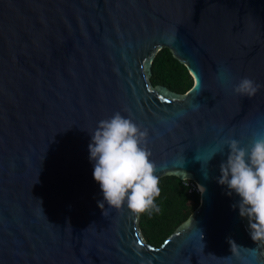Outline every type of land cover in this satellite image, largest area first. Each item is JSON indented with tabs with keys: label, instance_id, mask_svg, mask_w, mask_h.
Masks as SVG:
<instances>
[{
	"label": "water",
	"instance_id": "water-1",
	"mask_svg": "<svg viewBox=\"0 0 264 264\" xmlns=\"http://www.w3.org/2000/svg\"><path fill=\"white\" fill-rule=\"evenodd\" d=\"M163 48L187 93L153 86ZM244 77L264 85V0H0V264H264L218 183L229 149L212 156L264 136V87L237 96ZM117 112L147 131L159 178L202 188L159 247L140 215L99 207L88 146Z\"/></svg>",
	"mask_w": 264,
	"mask_h": 264
},
{
	"label": "clouds",
	"instance_id": "clouds-1",
	"mask_svg": "<svg viewBox=\"0 0 264 264\" xmlns=\"http://www.w3.org/2000/svg\"><path fill=\"white\" fill-rule=\"evenodd\" d=\"M220 78L223 79V73ZM262 87L244 77L233 92L252 98ZM147 135L146 130L119 112L100 121L91 132L88 147L94 165L93 177L103 193L101 209L106 203L114 210L126 206L135 215L160 211L155 203L161 193L160 180L146 147ZM224 148L229 152L226 162L220 165L218 183L227 187L229 195L234 192L241 198L240 215L248 218L252 239L264 242V136L254 133L247 146L236 139L225 140L212 156L222 154Z\"/></svg>",
	"mask_w": 264,
	"mask_h": 264
},
{
	"label": "trees",
	"instance_id": "trees-1",
	"mask_svg": "<svg viewBox=\"0 0 264 264\" xmlns=\"http://www.w3.org/2000/svg\"><path fill=\"white\" fill-rule=\"evenodd\" d=\"M151 82L153 86H165L178 94L187 93L194 85L188 68L168 48L157 53L152 65ZM159 180L161 193L155 203L160 211L140 214L142 234L155 247L162 245L200 207V194L190 193L178 177L165 175ZM262 244L264 247V242Z\"/></svg>",
	"mask_w": 264,
	"mask_h": 264
},
{
	"label": "built area",
	"instance_id": "built-area-1",
	"mask_svg": "<svg viewBox=\"0 0 264 264\" xmlns=\"http://www.w3.org/2000/svg\"><path fill=\"white\" fill-rule=\"evenodd\" d=\"M183 183L189 188L190 193L195 192L200 194L201 189L197 183L192 181H183Z\"/></svg>",
	"mask_w": 264,
	"mask_h": 264
},
{
	"label": "snow or ice",
	"instance_id": "snow-or-ice-1",
	"mask_svg": "<svg viewBox=\"0 0 264 264\" xmlns=\"http://www.w3.org/2000/svg\"><path fill=\"white\" fill-rule=\"evenodd\" d=\"M161 99H164L163 97H161Z\"/></svg>",
	"mask_w": 264,
	"mask_h": 264
},
{
	"label": "bare ground",
	"instance_id": "bare-ground-1",
	"mask_svg": "<svg viewBox=\"0 0 264 264\" xmlns=\"http://www.w3.org/2000/svg\"><path fill=\"white\" fill-rule=\"evenodd\" d=\"M200 189L202 190V188L200 187Z\"/></svg>",
	"mask_w": 264,
	"mask_h": 264
}]
</instances>
